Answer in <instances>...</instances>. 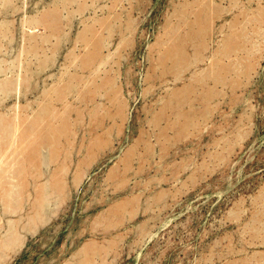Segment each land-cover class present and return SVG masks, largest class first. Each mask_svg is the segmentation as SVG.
<instances>
[{
	"label": "rangeland",
	"instance_id": "1",
	"mask_svg": "<svg viewBox=\"0 0 264 264\" xmlns=\"http://www.w3.org/2000/svg\"><path fill=\"white\" fill-rule=\"evenodd\" d=\"M184 2L195 10L214 3L216 10L202 57L175 74L158 63ZM49 12L58 13V23ZM4 20L13 41L3 40L10 52L0 53L3 66L19 55L32 60L27 71L34 74L30 88L0 103V111L18 105L31 119L51 98L53 117L42 127L70 126L66 137L56 134L51 155L41 157L36 180L50 178L45 168L56 173L59 163L67 164L65 179L56 178L66 180V200L4 264H63L91 248L98 264H264V0H13L0 5ZM235 34L238 47L226 53ZM188 45L193 53L196 44ZM40 56L52 58L43 70ZM90 56L99 60L84 67ZM214 66L219 73L197 84ZM72 80L76 94L55 100L56 87ZM194 82L179 117L167 108L170 93ZM190 110L196 125L180 135ZM97 138L102 144L90 159ZM37 182H25L26 198ZM132 200L137 206L125 220L94 226Z\"/></svg>",
	"mask_w": 264,
	"mask_h": 264
},
{
	"label": "bare ground",
	"instance_id": "2",
	"mask_svg": "<svg viewBox=\"0 0 264 264\" xmlns=\"http://www.w3.org/2000/svg\"><path fill=\"white\" fill-rule=\"evenodd\" d=\"M12 2H13V0H2L0 5L4 6L6 8V7H9ZM203 3H204V1H203ZM183 4H187V3L184 2ZM183 4H181V6ZM187 6L181 8L179 11H177L176 15H178V17H179L178 18L179 19L178 24H176V23H170L169 24L167 36L161 42V45L163 46L162 48L164 49V55L162 58L160 57V62L158 63V65L161 66L163 69L169 70L175 74H179L184 68H187L190 65H192L193 62L195 60H197V58L202 57L201 55L203 54L204 47H205V44L203 43V38L206 35V33L209 32V29H210L209 22L211 20V17L213 15L214 11L216 10L214 3L207 6L204 9H200V10H195L194 8H191L188 4H187ZM192 11L195 12L194 14L196 16V19H194V20H191V18H190V16H191L190 14L192 13ZM46 17L48 19H50V21L53 23H58L59 18H60L57 12H49L46 15ZM36 19L32 20V22L36 21V23H39L38 20H36ZM8 23L10 25H12L7 20H4V21H2V23H0V53L1 54L10 53V52L4 53V51H6V50L4 48V43H3L4 38L9 39V31H8L9 29L7 28ZM56 27H59V26H56ZM9 40L13 41L12 38H10ZM99 41L101 44V40H99ZM60 42H59V44H60ZM189 43H193V45L196 44L194 46L195 50L193 51V53H190L188 51V47H189L188 44ZM59 46H61V45H59ZM237 47H238V36L235 34L228 39L226 47H225V52L227 53V52L233 51L234 49L236 51ZM22 48H23L22 50L25 51L24 46ZM7 49H8V47H7ZM99 49H100V47H99ZM34 51L37 52V50H34ZM194 55H196V56H194ZM34 56H35V54H34ZM36 56H39V54L37 55V53H36ZM96 56H90L85 61L82 59L84 61V67H86V66L92 67L93 63H95V62H97V60H99V59H97L98 57L96 58ZM233 56H235V55H233ZM238 56L236 58H238ZM219 58H220V56H219ZM241 58L244 59V56H242ZM0 60H1V63H0V96H1L0 103H3L4 101L8 100L9 98H12V97L18 96V95H22L24 92H26L30 88L28 83L31 84V82L33 80L34 70L27 71L28 65L30 64V62H32V60L21 59L19 55L15 56L11 60V64L7 68H5L3 66V62L6 61V59L1 58ZM51 60H52L51 57L42 58L40 56V58H38V61L37 60L36 61L40 63V69L43 70L44 67H46L52 63V62H49ZM47 62H49V63H47ZM103 62H104V60H103ZM237 66H238V64L234 63L231 65L230 68L235 69ZM224 69H226V68H224ZM96 70L97 69H95V71ZM216 71H217V66H214L211 69V71L208 72V74L203 75L202 77H199L197 79V84L204 83V81L207 78H209L210 74H214V73L216 74L218 72V71L217 72ZM155 74H157V73H155ZM220 74H221V72H220ZM82 76H83V74H82ZM84 76L86 77L85 74H84ZM14 77H17L18 81H15ZM231 77H228V78H231ZM210 78H212V77H210ZM217 78H218V76H217ZM236 79H238V78H236ZM81 80L79 79L78 81H81ZM238 80H240V79H238ZM75 83L76 82H73V80H72L69 83H66L62 86L56 87L57 89L51 88V89H53V91H54V89H56V92H55L56 95L55 96H57L58 99L55 98V100L60 99V101H62L61 99H64L65 96H68L70 94L72 96L75 95L76 94L75 93V88H76ZM107 83L111 84L110 82H107ZM103 84H104V82H103ZM228 84H230V83H228ZM32 86L33 85H31V87ZM234 86H235V84H234ZM51 87H54V86H51ZM195 87H196V83L194 82L188 87L178 89V90L171 92L170 97H169V101L167 100L168 101L167 108L174 109L176 111L177 115L179 117H181L180 116L182 114L181 112L183 110H185L184 106L189 102V99H190L189 97L192 95V93L195 92ZM98 88L100 89L101 87H98ZM234 88L236 89V87H234ZM51 89H49V90H51ZM212 95H213V93L209 94V96H212ZM191 98H192V96H191ZM77 99H79V98H77ZM35 101H37V100H35ZM192 101H193V99H192ZM53 103H54L53 100L50 98V100H48V102H46L45 105H42L41 107H39V109L36 108L38 110L35 111L36 113L31 119L27 118L26 110L24 109L25 107L24 108L19 107L18 105L16 107H13L12 109H10L8 111H5V110L0 111V264H4L5 261L10 257V255L13 252H16L17 248L21 247L23 245L26 234H28L29 232H35L41 225L46 223L56 213L57 209L63 203V200H64L66 192H67L66 180H65V182H62V183L60 181L56 180V178H62V180L65 179L66 168H67V164H65V163H59L60 165L58 164V167L56 169V173L50 172V170L48 171V169L45 168V172L47 174H50V178L46 182H42V183H40L39 181L38 182L36 181V180H39V178L42 176L43 164H41V161H40L41 157L44 154L50 156L52 146L57 145L56 144L57 143L56 134L60 131V132H63L62 137H64L63 135H65V137H66V135L69 133V127L70 126L68 127L66 124L62 125L63 127L61 128V130H57V129L53 128L51 125H47V124H46V126L42 127L43 121L45 120V122H46V118H50L53 115L54 107L56 106ZM30 104H32V102ZM195 105H196V103H195ZM202 105H204V104H202ZM26 106H28V105H26ZM71 106H73V105H71ZM119 106H121V105H119ZM198 106H199V104H198ZM64 107H65V105H64ZM196 108H197V106H196ZM63 109H67V108H63ZM195 109H193V110H195ZM78 110L79 109H77L76 111H78ZM193 110H190L188 113L187 112L184 113V119L180 123V125H178L179 126L178 131L180 132V133L179 132L178 133L180 135H184V134L186 135V130L188 128H192L196 125V122L194 123V117H196V115L193 112ZM55 111H56V109H55ZM63 111H65V110H62V112ZM76 111H74V112H76ZM200 111H202V110H200ZM209 112H211V111H209ZM209 112L207 111V113H209ZM96 113L94 116H91V117H94L93 119H95L96 122H100V120H98V118H97ZM85 117H82V118L85 119ZM110 117H116V116L112 115ZM160 117H162V116H160ZM62 118H63V116H62ZM170 119H172V118H170ZM83 121L84 120H82V122ZM201 121L202 120H200V122ZM76 122H78V121L76 120ZM157 122H160V121H157ZM91 130H92V128H91ZM190 132H192V131H190ZM75 135H76V133H75ZM97 139L93 143V147L90 149L88 148L89 149L88 154H89L90 159L95 155V152H96L97 148L100 146V144H102V143H100L102 141L99 139L97 140ZM59 144H60V142H59ZM91 146H92V144H91ZM77 148H76V150H77ZM54 153H55V151H54ZM75 153H77V152L75 151ZM68 154L71 155V153H68ZM60 155L57 154V156L62 157ZM54 156H56V155H54ZM51 157H53V156H51ZM94 157H96V156H94ZM72 158H73V156H72ZM67 159H69V158H67ZM67 159H66V161H67ZM88 160H86V161H88ZM82 165H84V164H81V166ZM85 167L86 166H84V168ZM126 169H127V167H126ZM85 172H86V169H85ZM59 174H61L63 177H60ZM80 175L78 174V176H80ZM116 175H118V173H116ZM116 177H119V176H116ZM29 179L35 180V182H37V185L35 187L36 190H35L34 195L32 193H30L31 197L26 198L25 193L27 190H25L24 192H23V190L25 188V182L26 181L28 182ZM75 179H77V178H75ZM113 181H115V180H113ZM26 206H28L27 209H25ZM136 206H137V204H136L135 200L127 202L124 205L114 209L113 211L104 214L97 221H95L94 226L95 227H99V226L109 227V226H112L114 224H118L123 219L125 220V217L127 215L132 214V212L135 210ZM50 221H51V219H50ZM106 248H107V246H106ZM86 250L87 251L79 253L78 256H74L73 259L67 260L63 264H98L96 261L97 254L95 253V249L91 248L89 250L88 249H86ZM103 256L104 255H102V257ZM261 261H262V259H261ZM237 264H238V262H237Z\"/></svg>",
	"mask_w": 264,
	"mask_h": 264
}]
</instances>
